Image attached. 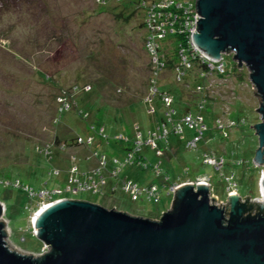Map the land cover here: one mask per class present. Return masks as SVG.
<instances>
[{
    "label": "rangeland",
    "instance_id": "1",
    "mask_svg": "<svg viewBox=\"0 0 264 264\" xmlns=\"http://www.w3.org/2000/svg\"><path fill=\"white\" fill-rule=\"evenodd\" d=\"M106 1L0 0V205L3 206L0 219L7 226L5 241L16 252L33 255L49 252L35 233L33 216L55 202L48 199L47 204L42 205L43 199L30 197L23 188L64 189L69 185L75 165L78 166L76 173L100 166L98 160L91 157L95 151L106 155L110 166L116 156L123 160L127 154L125 146L134 140L137 125L144 135L148 130L161 133L163 124L156 123L165 117L161 102L168 94L156 88L154 97L160 100L153 103L157 113L151 116L146 113L141 99L147 93L146 101L152 103V87L146 88V84L157 74L154 72L157 65L144 48L143 38L148 30L141 27L143 2L140 6L138 0ZM144 1L146 8L161 9L160 0ZM225 59L229 64L235 62L232 57ZM177 62L183 61L179 58ZM40 69L47 74L39 72ZM180 72L161 71L159 80L163 81L159 84L174 91L180 88L176 83H181L184 99L175 97L173 106L178 110L183 106L198 110L208 125V131L202 133L203 140L196 145L197 149L190 150L196 147L193 143L182 142L171 135L170 153L165 156L160 153L164 148L162 142L159 148H143L142 156L152 171L143 172L139 166H134L121 174L122 180L132 179L143 185V193H148V188L152 187L149 184L157 183L160 203L149 201L145 195L133 202L122 189L104 196L86 192L75 199L158 220L172 206L171 186L184 185L179 181L187 180L186 184L197 175L211 178L213 195L220 200L215 205L220 206L221 202L224 205L229 197L226 190L229 185L223 182L230 174H234L237 195L241 199L249 197V202L254 203L261 197L259 180L264 167H256L253 162L258 138L252 129L260 122L257 109L261 99L248 75L221 78L212 74L203 79L195 71L180 82ZM197 80L200 85H195ZM198 87L202 89L199 91ZM72 90L75 93L72 94ZM71 98L74 100L70 101ZM67 105L69 111L64 110ZM62 112L64 123L58 120ZM84 116L90 117L85 120ZM173 116L177 119V115ZM217 120L224 123L227 132L216 128ZM233 122L239 126L233 127ZM103 128L111 140L109 143L99 139ZM57 133L62 137L63 149L51 147ZM185 134L191 139L196 133L186 130ZM122 135L130 141L115 143V136ZM76 137L84 141L92 138L96 142L89 148L70 147L68 140ZM40 146L43 153L51 149L41 156L34 151ZM204 153L207 158L211 157L208 154L220 157L217 158L218 171L204 164ZM237 162L240 166L233 165ZM158 168L160 172L155 171ZM161 173L163 177L156 179ZM116 184L121 188L120 183ZM15 185H19L20 190ZM67 198L72 199L69 195Z\"/></svg>",
    "mask_w": 264,
    "mask_h": 264
},
{
    "label": "water",
    "instance_id": "2",
    "mask_svg": "<svg viewBox=\"0 0 264 264\" xmlns=\"http://www.w3.org/2000/svg\"><path fill=\"white\" fill-rule=\"evenodd\" d=\"M196 6L194 45L215 62L233 54L261 99L253 162L264 167V0H197ZM209 185L176 188L158 220L87 201H55L33 216L35 233L49 249L41 255L11 250L0 219V264H264V171L258 203L231 192L228 203L217 206Z\"/></svg>",
    "mask_w": 264,
    "mask_h": 264
},
{
    "label": "built area",
    "instance_id": "3",
    "mask_svg": "<svg viewBox=\"0 0 264 264\" xmlns=\"http://www.w3.org/2000/svg\"><path fill=\"white\" fill-rule=\"evenodd\" d=\"M196 3H197V0H160L159 7L161 9L159 11L149 8L150 10V14L148 18L149 27H147L149 34H148V42L146 44V49L150 57L154 59V65L155 64L157 65L156 70H155L156 72L158 69L159 71H162L165 68L164 63L160 61L157 56V49H159L160 41L163 39H166L168 35L175 34L178 31V22L181 16L183 17V20L181 22L183 29H180L178 33L181 35H185L187 37L188 42L192 48V51H186L185 49H182L179 53L180 58L183 61L182 63H180L181 68L183 70L188 71L193 68V62L192 60L188 58V55L190 54H194L195 56L199 55L200 57L208 60L210 63H212V66H211L212 68H214L213 64H218V70L220 73H224V68L226 66V62L223 61V57L228 55V56H232L233 58V54H224L221 60L215 62L207 58L194 45L192 41V32L195 34L197 33V29H196L197 22L200 19L198 15ZM172 11H176V12L172 13ZM179 12H182V14H180ZM212 74H214V71L209 73V75H207L206 78L210 77V75ZM180 75L183 76V74H180ZM181 76H179V81L181 80ZM155 80H156L155 78H152L151 80V87H152L151 95H150L151 97H154L157 94V89H156L157 87L155 86L157 84V81ZM198 89L200 91L202 88L198 87ZM162 100L165 102L166 105H168V107L172 103L171 97L166 96V95L162 97ZM69 109L70 108L67 105L64 110L69 111ZM149 114H154V109H151L149 111ZM182 122L185 123V125H187L190 129H195L199 133V136L195 138V140L193 141V146H195L196 145L195 143L198 142L201 137H203L202 133L204 131L205 132L208 131V125H206L204 117L200 113H198L197 115L189 114L186 116V118L182 120ZM235 125L237 124L233 122L232 126L234 127ZM216 128L222 132H227L226 131L227 128H225V125L222 121H219V120L216 121ZM135 130H138V127H136ZM148 133H149L148 134L149 137L147 138L146 144H151L153 147H156V140L157 138H160L161 135H158L157 133L153 131L148 132ZM163 135H166V132H164ZM137 137L140 140L142 137V134L138 133ZM118 139H123V137L120 136ZM78 143L80 145L88 146L93 143V139L89 138L86 141H84L83 139L80 138L78 139ZM133 160H134V153H131L126 158V161L124 164H132ZM98 162L100 163V166L98 165L97 167L93 168V170H91L90 173L81 172V171L80 173H76L78 170V166L75 165L73 167V169L75 170L72 171V173L70 174L69 185L65 187L64 189H61V188L53 189L52 188V189H41L39 191H33L29 189L28 187H25L23 189H26V191L29 192V194L31 195L30 197L43 199L44 202L42 203V205L47 204L45 202H48L49 201L48 199L54 200L55 197L59 200L68 199L67 197L64 196L66 193L71 194L72 197L80 193H86V192H91L94 195H102V196L115 193L119 188V184H109V180L106 179L105 176H103L102 174V168L106 165L105 157L103 156L99 157ZM205 162L209 165L214 166L217 171L219 170L220 165L219 166L217 165V158H214V157L207 158L206 157ZM222 163L223 161H221V164ZM113 170L114 171L112 172L111 178L119 179L118 177V173L120 172L119 169L116 168ZM225 180L229 185L226 188L228 192V196H229V193L231 192H235L237 195V185L234 181V176L233 175L227 176ZM119 182L121 184L122 191L126 193L130 197L131 201L133 202L139 201L140 198L144 195L147 196L146 199H148L149 201H153L156 204H159L161 201V197H160L161 192L157 186H152L148 188V193H143V191H141L142 187H140L137 183L129 179H125ZM199 182H205V183L210 184L208 187H210L211 197H213V187L208 178H204L196 182L188 181L186 184H193L194 186H197V183ZM15 186L19 188V185H15ZM180 186L181 185L171 186L170 194L173 193L172 195H174L175 189ZM260 196H261L260 198H263L262 194ZM74 199L75 198H72L70 200H74ZM218 201H220L219 198L215 202H218ZM241 201L245 202L244 199H241ZM253 202H257V200ZM227 203H228V200L224 203V205Z\"/></svg>",
    "mask_w": 264,
    "mask_h": 264
},
{
    "label": "trees",
    "instance_id": "4",
    "mask_svg": "<svg viewBox=\"0 0 264 264\" xmlns=\"http://www.w3.org/2000/svg\"><path fill=\"white\" fill-rule=\"evenodd\" d=\"M106 0H103V2H105ZM143 2V6L140 8L141 9V11L140 12H142V15H143V22H142V24H141V27H142V29L143 30H146L147 29V27H149V24H148V18H149V14H150V10H149V8H146V6L144 5V0H138V4H140V6H141V3ZM133 3V2H132ZM105 4L107 5V1L105 2ZM135 5H137V3H135ZM180 14H182V12H179ZM131 13L130 12H127V16H129V17H131ZM127 16H124L125 17V19L126 20H128L129 19V17L127 18ZM182 20H183V17L181 16L180 17V19H179V22H178V31L175 33V34H171V35H168L167 36V38L166 39H163V40H161L160 41V46H159V49H157V56H158V58H159V60L160 61H162L163 63H164V65H165V68L163 69V70H167L168 69V71H170L171 70V72H173V73H175V71L177 70V71H181L179 74H183V76L181 77V79L182 78H186V77H189V74L191 75L193 72L195 73V71H196V73L199 75V77L200 78H206L207 77V75H209V73H211V72H213L214 71V74L216 75V76H218V77H221V78H224L226 75L227 76H229V75H234V76H239V77H242L243 75H248V73H247V71H246V68H239L238 67V65H237V63L236 62H233V63H231V64H229L228 62H226V59H225V57H232V56H224L223 57V61H225L226 62V66H225V68H224V73H220L219 72V70H218V64H213V67L214 68H212L211 66H212V63H210L208 60H206V59H204V58H202V57H200L199 55H194V54H190V55H188V58L190 59V60H192V62H193V68L192 69H190V70H183L182 68H181V65H180V63L179 62H177V61H179V58H180V54H179V52L180 51H178V49H180L181 48V50L182 49H185L186 51H192V48H191V45L189 44V42H188V39H187V37L185 36V35H181V34H179L178 32H179V30L180 29H183V27H182V25H181V22H182ZM148 32L146 33V34H144V38H143V42H144V48H145V51L147 52V54H148V51H147V49H146V44H147V42H148ZM170 37V38H169ZM171 37H173V39L174 40H171ZM165 40H167V41H170V43L169 44H171V45H169L168 43H167V41H165ZM171 41H172V43H171ZM173 45V46H172ZM170 46V47H169ZM173 52V53H172ZM166 54V55H165ZM167 56H170V57H168L167 58ZM162 70V71H163ZM39 72H45V71H43V70H39ZM154 72H156V71H154ZM160 72L161 71H159V69L157 70V74H156V77H154V76H152L153 78H155L156 80L155 81H157V84L155 85L156 87H157V89L159 90V91H161V92H164V93H167L168 94V96L169 97H171L172 98V103H171V105H169V107H165L166 106V104H165V102L164 101H162L161 102V104L163 105V107H164V111H165V117H161V119L159 120V121H161V122H159V121H157L158 123H156V124H160V123H162L163 125H162V129H161V133H160V138H157V140H156V147L157 148H159V144H160V142H162L163 143V149H164V151H163V149H161L160 150V153H161V155L163 156H165V154L167 153V154H169L170 153V148L171 147H169V146H171V144H170V140H169V138H170V136L171 135H174V136H176V137H178V138H180V141H184V140H186V141H189L190 143H193V141L195 140V138H197L198 136H199V133L195 130V129H190L187 125H185V123H183V122H181L184 118H185V115H189V114H192V115H196V114H198V110H196V111H193L195 108L193 107V109H190L189 107H184L183 106V108L182 109H180V110H178V109H176L173 105H174V103H175V97H181V101H183V99H184V95H183V89H182V86L180 85L181 83H179V82H177L176 84L180 87V88H178V90H172V89H169L168 87H164V86H162L161 84H162V81H163V79H162V81L161 80H159L160 78H161V76L162 75H160ZM46 73V72H45ZM152 73H153V71H152ZM47 74V73H46ZM150 74H151V68H150ZM152 75V74H151ZM155 75V74H154ZM160 75V77H158ZM152 77H150L149 78V80H148V83L146 84V88H151V83H150V80H152L151 78ZM188 81V80H187ZM161 82V84H159ZM181 82V81H180ZM196 84H198V85H200L201 83L199 82V80H197L196 81V83H195V85ZM75 88V87H74ZM76 88L79 90L80 89V87L79 86H76ZM90 89H92V87L90 88ZM180 90V91H179ZM71 93L73 94V93H75L73 90L71 91ZM77 93V92H76ZM146 97H147V93L146 94H144V96H142L141 97V99H142V101L144 102V104H145V108H146V113L149 115V116H151V115H153V114H149V111L151 110V109H154V114L156 115V113H157V110H156V108L154 107V105H155V101L156 100H160V99H156L155 97L153 98V101H152V103H150V102H147L146 101ZM70 100V99H69ZM72 100H74L73 98H71V100L70 101H72ZM69 101V102H70ZM192 101L193 102H195L197 105L196 106H200L199 105V103H197L196 101H194L193 99H192ZM68 103V102H67ZM75 103H76V101H75ZM149 103H150V105H149ZM153 103H154V105H153ZM186 105V104H185ZM75 106H77V105H75ZM189 110V111H188ZM89 111H91L92 112V110H89ZM168 111V112H167ZM116 112V111H115ZM174 112V113H173ZM179 112V113H178ZM201 112V111H200ZM169 113H172V114H170V117H168V114ZM63 112L61 113V115L58 117L59 119L58 120H62L61 122L62 123H64L63 122V119H62V116H63ZM89 115H90V113H89ZM173 115H177V119H174L173 117ZM88 117H90V116H84L83 117V119H88ZM80 119H82V118H80ZM90 119V118H89ZM60 122V123H61ZM236 122H238V121H236ZM242 123H244V121H242ZM237 124V123H236ZM238 126H239V124H237ZM93 127V126H92ZM136 127H138V130H135V127H134V131H135V137H134V140L132 141V142H129L130 141V139L129 138H127L126 136H124V135H122L123 136V139H118L117 138V136H115V139H114V142L115 143H122V142H124V141H127V142H129L130 144H127L125 147V150H127V154H126V157L122 160V159H120V158H118L117 156L116 157H114L113 159H112V164H111V166L109 165V160H108V158H107V156L106 155H100L97 151H95V152H93V153H91V157H94L96 160H98V158L99 157H105V160H106V165L102 168V174H103V176H105V178L106 179H108L109 180V184H116V183H120L119 181H122V177H121V174H122V172H123V170L124 169H128V168H130V167H134V166H139V168H140V170H142L143 172L145 171H149L151 168L149 167V165H148V163H147V161H146V159L142 156V153H143V148L145 147V146H150V147H153L151 144H146V141H147V138L149 137V130L146 132V135H144L143 134V132L140 130L141 128H140V126L139 125H137ZM94 128V127H93ZM186 130H190V131H194L196 134L190 139V138H187L186 137V134H185V131ZM164 132H166V135H163L164 134ZM217 132V131H216ZM60 133V132H59ZM138 133H141L142 134V137H141V139L139 140L138 139V137H137V134ZM162 135H163V137H162ZM62 137H61V135L60 134H56V137L54 138V143H52L51 145V147H52V149H54V148H61V149H63V146H60V144H61V142H62V139H61ZM125 138H127V139H125ZM99 139H101L102 141H106L107 143H109L111 140L109 139V137L108 136H106L105 135V129L103 128L102 129V131H101V134H100V136H99ZM203 140V137H201L200 139H199V141L198 142H196L195 144L197 145L199 142H201ZM78 138L76 137V138H73V139H71L70 141L68 140V145L70 146V147H73L74 145H80L78 142ZM139 141H141V142H139ZM96 142V141H95ZM95 142H93L92 144H90V145H88V146H84L85 148H89V147H91V146H93L94 144H95ZM195 145V146H196ZM67 146V145H66ZM155 147V148H156ZM49 149H51V148H48V149H46V151L47 152H49ZM193 149H197V146L195 147V148H192V149H190V150H193ZM136 150H138V151H136ZM35 151V153H37V154H40L41 156H45V152L43 153L42 152V147L40 146V147H37L36 148V150H34ZM40 151H41V153H40ZM131 153H134V160H133V163L132 164H124L125 163V161H126V158L128 157V155L129 154H131ZM96 155V156H95ZM209 156H211V157H214V158H218L219 156L217 155V154H208ZM220 158V157H219ZM116 161H117V163H116ZM206 155H205V153H204V164H206V165H209V164H207L206 162ZM233 165H239L240 166V163L239 162H237V163H233ZM98 165H96L95 167H97ZM181 166H184L183 164L181 165ZM212 166V165H211ZM225 166H226V161L224 160V164H223V171L225 170ZM94 167V168H95ZM116 168H118L119 169V173H118V177H119V179H115V178H111L110 176H112V172L114 171L113 169H116ZM188 168V167H187ZM215 168V167H214ZM151 171H152V169H151ZM155 171H159L160 172V168H158V169H156ZM84 172H86V173H90L91 172V170H86V171H84ZM223 173V172H222ZM156 175V174H155ZM230 175H234V174H230ZM230 175H227V176H230ZM163 177V175H162V173L160 174V176H157L156 175V179L158 178V177ZM226 176V177H227ZM226 177H224V182L223 183H225L226 182V180H225V178ZM165 178V180H166V177H164ZM204 178H208L209 180H210V182H211V184H212V181H211V178H209V177H207V176H199V175H197V176H194V178L193 179H191L192 181H194V182H196V181H198V180H201V179H204ZM127 179V178H126ZM125 180V179H124ZM129 180H131V181H133V182H135V183H137L140 187H142L143 185H140V183H138V182H136L135 180H132V179H129ZM169 180V179H168ZM191 180H189V181H191ZM187 180H180L179 181V183H184V182H186ZM24 182V181H23ZM166 182H168L167 180H166ZM166 184V183H165ZM149 185H152V186H156L157 185V183H155V182H153V183H151V184H149ZM212 187H213V190H214V186L212 185ZM227 188V187H226ZM44 189H49L48 187L47 188H44ZM119 189H121V188H118V190ZM160 189V188H159ZM117 190V191H118ZM116 191V192H117ZM115 192V193H116ZM91 193V192H90ZM115 193H113V194H115ZM23 194V193H22ZM80 194H83V193H80ZM80 194H78V195H76V196H74V197H72L71 196V194H67L66 193V195H64L65 197H67L68 195L69 196H71V198H76V197H78ZM227 194H228V192H227ZM108 195V194H107ZM161 197V196H160ZM54 200H57V198L55 197L54 198Z\"/></svg>",
    "mask_w": 264,
    "mask_h": 264
},
{
    "label": "bare ground",
    "instance_id": "5",
    "mask_svg": "<svg viewBox=\"0 0 264 264\" xmlns=\"http://www.w3.org/2000/svg\"><path fill=\"white\" fill-rule=\"evenodd\" d=\"M15 189H18V188H15ZM19 190H20V189H19ZM48 205H49V204H48ZM46 206H47V205H46ZM44 207H45V206H44ZM44 207H42V209H43ZM42 209H41V210H42ZM5 227H7V226L5 225ZM6 233H7V232H6Z\"/></svg>",
    "mask_w": 264,
    "mask_h": 264
},
{
    "label": "clouds",
    "instance_id": "6",
    "mask_svg": "<svg viewBox=\"0 0 264 264\" xmlns=\"http://www.w3.org/2000/svg\"><path fill=\"white\" fill-rule=\"evenodd\" d=\"M74 200H78V199H74ZM81 201H83V200H81Z\"/></svg>",
    "mask_w": 264,
    "mask_h": 264
},
{
    "label": "crops",
    "instance_id": "7",
    "mask_svg": "<svg viewBox=\"0 0 264 264\" xmlns=\"http://www.w3.org/2000/svg\"><path fill=\"white\" fill-rule=\"evenodd\" d=\"M111 208V207H110Z\"/></svg>",
    "mask_w": 264,
    "mask_h": 264
}]
</instances>
